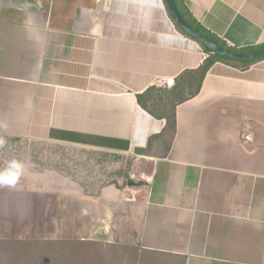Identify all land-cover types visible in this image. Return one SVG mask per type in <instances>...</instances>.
Returning <instances> with one entry per match:
<instances>
[{"label": "crops", "instance_id": "1", "mask_svg": "<svg viewBox=\"0 0 264 264\" xmlns=\"http://www.w3.org/2000/svg\"><path fill=\"white\" fill-rule=\"evenodd\" d=\"M183 1L229 47L264 45V0ZM206 58L163 0H0V134L152 167L74 193L115 264H264V59L215 63L173 138L138 103Z\"/></svg>", "mask_w": 264, "mask_h": 264}, {"label": "rangeland", "instance_id": "2", "mask_svg": "<svg viewBox=\"0 0 264 264\" xmlns=\"http://www.w3.org/2000/svg\"><path fill=\"white\" fill-rule=\"evenodd\" d=\"M151 169L136 155L115 156L0 134V175L18 176L13 183L0 182V264H49L41 251L27 249L25 242L71 243L62 246L70 257L80 256L79 243L92 233L87 234L86 221L72 205L74 193L84 189L93 195L121 182L127 171L141 179ZM110 252L105 249L100 255L108 258ZM107 258L102 262L115 264Z\"/></svg>", "mask_w": 264, "mask_h": 264}, {"label": "trees", "instance_id": "3", "mask_svg": "<svg viewBox=\"0 0 264 264\" xmlns=\"http://www.w3.org/2000/svg\"><path fill=\"white\" fill-rule=\"evenodd\" d=\"M164 4L166 6L165 0ZM178 7L182 14L184 15L187 22L198 32L207 36L212 41L217 43L218 45L224 47L225 49L242 54H250L255 53L264 48V45L247 48L242 50H237L229 47L224 42L220 41L217 37L208 32L205 28H203L197 21L193 18L190 11L186 7L183 0H176ZM170 16V15H169ZM173 23L175 24L177 30L185 35L183 31L178 27L177 22L170 17ZM185 37L190 38L185 35ZM191 39V38H190ZM195 41L194 39H192ZM204 53L207 54V58L204 60L203 64L194 71H185L179 78L178 83L175 86L168 90L158 89L156 87L150 88L145 94L138 95V103L142 108H144L147 112H149L152 116L159 120H166V127L162 132V135L165 137H171L176 133V107L195 97L202 86V83L205 79V76L211 69V67L217 63L221 62L229 66H233L238 69H246L255 63H238L231 60H227L221 58L217 55L212 54L210 50L199 44ZM187 93L186 98L183 95ZM152 146V140L149 143V149ZM146 151V150H145ZM144 152V151H143ZM129 178L128 175L125 177ZM85 242V243H84ZM67 242H59V241H41V242H25L24 245L26 247H30L27 249L41 251L43 257H46V261L50 264H105L102 262L103 258L99 252V245L96 243H90L87 241H81L79 244L82 246V253L80 256L72 258L69 255V251L64 248L62 245ZM71 244V243H67ZM62 247L66 250H62ZM26 249V248H25ZM29 250V251H30ZM70 257V258H69ZM66 259V260H65ZM69 260V261H68Z\"/></svg>", "mask_w": 264, "mask_h": 264}, {"label": "water", "instance_id": "4", "mask_svg": "<svg viewBox=\"0 0 264 264\" xmlns=\"http://www.w3.org/2000/svg\"><path fill=\"white\" fill-rule=\"evenodd\" d=\"M165 2L170 17H172L177 22L178 27L183 31V33L191 39H194L197 43L201 44L208 50H210L212 54L238 63H256L264 59V48L255 53L242 54L229 51L224 47L218 45L207 36L195 30L187 22L184 15L180 11L176 0H165ZM128 184L130 186H139L142 183L130 179L128 181Z\"/></svg>", "mask_w": 264, "mask_h": 264}, {"label": "clouds", "instance_id": "5", "mask_svg": "<svg viewBox=\"0 0 264 264\" xmlns=\"http://www.w3.org/2000/svg\"><path fill=\"white\" fill-rule=\"evenodd\" d=\"M18 178L16 173L0 175V182L13 183Z\"/></svg>", "mask_w": 264, "mask_h": 264}, {"label": "built area", "instance_id": "6", "mask_svg": "<svg viewBox=\"0 0 264 264\" xmlns=\"http://www.w3.org/2000/svg\"><path fill=\"white\" fill-rule=\"evenodd\" d=\"M161 86L165 88H172L175 86V80L174 79H168L165 81H161Z\"/></svg>", "mask_w": 264, "mask_h": 264}]
</instances>
